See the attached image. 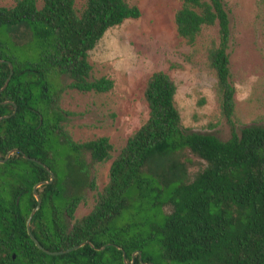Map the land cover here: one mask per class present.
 Listing matches in <instances>:
<instances>
[{"label":"trees","instance_id":"16d2710c","mask_svg":"<svg viewBox=\"0 0 264 264\" xmlns=\"http://www.w3.org/2000/svg\"><path fill=\"white\" fill-rule=\"evenodd\" d=\"M140 15L126 0H85L80 11L75 0H15L10 8L0 7V60L13 71L0 93V102L11 103L0 104V117L15 110L0 121V160L13 149L22 152L0 163V264H264V126L237 130L235 124L224 0H181L174 24L190 46L204 28H218L206 60L229 138L185 128L175 83L162 71L152 73L144 89L147 120L113 158L91 211L74 218L86 201L81 187L95 190L92 169L112 158V145L105 137L73 142L66 129L70 113L60 100L66 90L100 94L113 88L108 78L91 79L88 52L108 29ZM21 25L30 31L33 58L3 57L4 35ZM9 72L0 63V88ZM185 152L202 161L191 178ZM23 155L54 174L51 184L38 188L41 206L30 222L40 245L57 252L90 242L103 250L85 244L49 256L35 246L26 228L36 205L32 190L50 176Z\"/></svg>","mask_w":264,"mask_h":264},{"label":"rangeland","instance_id":"374dc122","mask_svg":"<svg viewBox=\"0 0 264 264\" xmlns=\"http://www.w3.org/2000/svg\"><path fill=\"white\" fill-rule=\"evenodd\" d=\"M224 1L230 16L235 124L237 130L251 124L264 126V0ZM126 2L140 9V17L108 29L87 58L92 68L91 79L108 78L113 81V88L100 94L66 90L60 100L62 110L70 113L66 129L73 142L82 144L105 137L112 145V158L92 169L95 190L81 187L86 201L77 206L75 219L91 211L97 193L108 182L113 158L147 120L144 89L152 73L162 71L175 83V104L185 128L213 134L221 140L230 136L229 126L220 114L215 75L206 60L207 48L218 42L217 26L204 28L190 46L175 30L174 16L181 0ZM14 4L15 0H0V7L10 8ZM84 5L85 0H75L77 10ZM4 39L7 44L3 57L33 58L28 42L31 35L25 25L14 28ZM182 161L190 178L202 168V161L190 152L184 153Z\"/></svg>","mask_w":264,"mask_h":264},{"label":"water","instance_id":"95a60500","mask_svg":"<svg viewBox=\"0 0 264 264\" xmlns=\"http://www.w3.org/2000/svg\"><path fill=\"white\" fill-rule=\"evenodd\" d=\"M0 63H6V64L9 66V69H10L9 76H8L7 79L5 80L3 86L0 88V93H1V92L6 88V86L8 85V83H9V81H10V79H11V76H12V74H13V71H12V65H11V63H10L9 61H7V60H0ZM10 103H11V102H8V101H6V102H0L1 105H6V104H10ZM14 113H15V110H14V112H13L11 115H13ZM11 115L0 117V121H1V120H4V119H7V118H9V117H11ZM14 153H20V154H22V152H21L19 149H13V150L9 151V152L6 154L4 160H0V163H4V162H5V161H6V160H7L12 154H14ZM23 156H24V155H23ZM24 158L27 159V160H29V161H31V162H33V163H36L37 165L41 166L42 168H44V169L46 170V172H47V173L49 174V176H50L49 181H42V182L37 183V184L33 187V190H32L33 197H34L35 200H36V205H35V207L32 209V211H31V213H30V215H29V217H28V219H27V222H26V228H27L28 236H29L30 239L33 241V243L35 244V246H36L40 251H42L43 253H45V254H47V255H49V256H59V255H64V254L70 253V252H72V251H75V250L81 248V247L84 246L85 244H88L90 247L96 249V248H95L90 242H83V243H81V244H78V245H76V246H73L72 248H69V249L64 250V251L52 252V251L46 250L44 247H42V246L40 245V243L37 241V239L32 235L31 230H30V222H31V220H32V218H33V216H34V214L39 210V208H40V206H41V200H40V198H39V196H38L37 190H38V188H40V187L43 186V185L51 184V183L53 182V180H54V174L51 172V170H50L46 165H44L43 163L37 161L36 159H34V158H28V157H26V156H24ZM104 248H105V246H103V247H101V248H99V249H96V250H103ZM116 248H117L118 250H121V248H119V247H116ZM122 254H123V259L125 260V253L122 252ZM135 254H138V255L140 256V252H139V251L133 253V254H132V257H134ZM13 258H14V256H13Z\"/></svg>","mask_w":264,"mask_h":264},{"label":"flooded vegetation","instance_id":"af4514ba","mask_svg":"<svg viewBox=\"0 0 264 264\" xmlns=\"http://www.w3.org/2000/svg\"><path fill=\"white\" fill-rule=\"evenodd\" d=\"M87 155V158H86ZM81 158H84V160L88 163L89 162V155L88 153L83 152Z\"/></svg>","mask_w":264,"mask_h":264}]
</instances>
